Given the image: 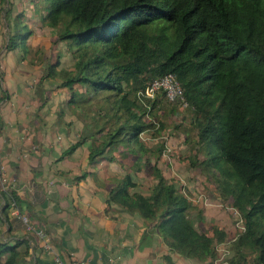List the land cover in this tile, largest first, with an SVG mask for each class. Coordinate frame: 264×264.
Instances as JSON below:
<instances>
[{
  "label": "trees",
  "instance_id": "obj_1",
  "mask_svg": "<svg viewBox=\"0 0 264 264\" xmlns=\"http://www.w3.org/2000/svg\"><path fill=\"white\" fill-rule=\"evenodd\" d=\"M42 1V22L72 49V67L57 72L83 121L79 138L62 152L90 138L88 164L119 146L134 157L111 180L106 206L115 203L151 221L170 248L207 264L214 243L226 237L217 224L211 234L192 225L191 200L148 158L157 157L160 144L152 148L141 138L155 128L154 109L164 94L139 97L137 90L169 71L182 87L201 153L197 158L192 152L189 161L202 171L216 170L218 195L229 197L242 219L228 264H264V0ZM55 63H47V76L55 75ZM139 170L154 179L147 192L132 178ZM8 194L18 204L12 189ZM2 196L4 213L9 197ZM15 246L0 240V252H6L0 264L16 263Z\"/></svg>",
  "mask_w": 264,
  "mask_h": 264
},
{
  "label": "crops",
  "instance_id": "obj_2",
  "mask_svg": "<svg viewBox=\"0 0 264 264\" xmlns=\"http://www.w3.org/2000/svg\"><path fill=\"white\" fill-rule=\"evenodd\" d=\"M44 10L42 0H0V159L20 209L45 228L60 256L76 264H207L170 248L151 221L115 203L106 206V190L123 172H113L114 163L104 158L87 163L90 138L62 152L77 139L67 122L78 115L41 112L46 94L29 85L51 30L41 20ZM27 93L31 108L23 104ZM77 168L86 173L74 178ZM0 240L16 242L15 264H55L52 252L8 208L0 210ZM5 255L0 252V261Z\"/></svg>",
  "mask_w": 264,
  "mask_h": 264
},
{
  "label": "rangeland",
  "instance_id": "obj_3",
  "mask_svg": "<svg viewBox=\"0 0 264 264\" xmlns=\"http://www.w3.org/2000/svg\"><path fill=\"white\" fill-rule=\"evenodd\" d=\"M45 4L47 3L45 2ZM50 29V33L46 34V45L41 56L42 62L34 71L33 79H29V85L31 84V87H34V91L37 87L36 92L42 89L46 94V100H42V103H40L44 104L39 109L42 110L41 112H55V108L57 111L76 112L77 114L78 109L67 101L70 94L69 90L62 85L58 87L61 76L57 71L72 67V49L66 45L65 41L55 38L56 29L54 27H50ZM53 61L56 62L55 75L47 76L45 74L46 65L48 62ZM38 80L40 81L37 82ZM74 86L76 87L77 84H74ZM56 88H59V90H55ZM54 90L56 92H53ZM30 94L32 93L30 92ZM3 97L0 96V103L3 101ZM164 97L161 96L159 106L154 109L155 128L147 129V131L140 133L143 141L152 146V148L155 147V144H160L157 146L159 148L157 157L154 158L149 154L148 158L150 157V161H156V165L164 177L179 186L191 200L194 210H189L188 216L194 227L205 229L211 234L210 226L217 224L226 230V238H229L238 230L235 223L237 210L231 204L229 197L222 199L218 195L216 180L214 179L216 170L212 168L209 171H202L199 165H193L189 161L192 157V152L195 153L197 158H201V153L194 141L195 128L191 124L190 111L184 101H175ZM30 103L31 98H29L27 93L23 104L29 106ZM29 107L31 108V106ZM85 108L90 109L92 106H86ZM74 115H71L67 126L69 131H71L70 136L76 139L80 136L79 130L83 128V121L80 117L77 118ZM159 122H161L162 128L159 132H156L154 130L158 128L157 124H160ZM185 132H187L186 136ZM123 150V146H119L115 150H107L102 157L97 159L104 158L109 164L113 162V172L122 173L128 169V165L134 158L130 154L125 155L122 153ZM77 166L79 168L82 167V165ZM79 168H77L76 172L81 173L83 169ZM212 170L214 175L211 172ZM150 172H154V168H151ZM80 173H77V175ZM150 174L145 170L133 173L132 178L136 181L137 188L140 191L147 192L149 190V186L154 180ZM229 243L230 241L227 243L228 246ZM228 254H230V249Z\"/></svg>",
  "mask_w": 264,
  "mask_h": 264
},
{
  "label": "built area",
  "instance_id": "obj_4",
  "mask_svg": "<svg viewBox=\"0 0 264 264\" xmlns=\"http://www.w3.org/2000/svg\"><path fill=\"white\" fill-rule=\"evenodd\" d=\"M162 91L164 96L168 99H178L180 101H184L182 94V87L180 86L177 79L171 72H164L160 75L154 76L149 79L146 84L137 90V95L139 97H151L156 92ZM13 189V182L6 173L4 163L0 159V207L4 203V198L2 196V192L6 193L9 197L8 202V210L10 213L21 221L24 228L27 230H32L37 238L40 239L41 245L44 249L52 252V260L55 264H76V260L72 257H62L60 254L54 250L52 244L48 241V237L46 235L45 228L43 226H34L31 220L28 218V215L18 207L15 199H13L12 195L8 194L9 190ZM237 231L233 236L229 238L223 239L222 241H218L214 243L215 248V256L211 258V264H228V241L234 239L236 234L243 229L242 219L237 212L236 220H235ZM229 239V240H227Z\"/></svg>",
  "mask_w": 264,
  "mask_h": 264
}]
</instances>
